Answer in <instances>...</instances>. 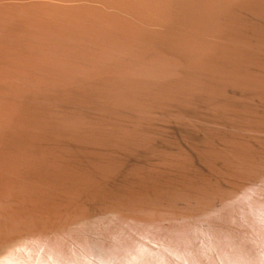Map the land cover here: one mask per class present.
Returning a JSON list of instances; mask_svg holds the SVG:
<instances>
[{"label":"bare ground","instance_id":"bare-ground-1","mask_svg":"<svg viewBox=\"0 0 264 264\" xmlns=\"http://www.w3.org/2000/svg\"><path fill=\"white\" fill-rule=\"evenodd\" d=\"M237 129L264 139V0H0L7 264H264Z\"/></svg>","mask_w":264,"mask_h":264},{"label":"rangeland","instance_id":"rangeland-1","mask_svg":"<svg viewBox=\"0 0 264 264\" xmlns=\"http://www.w3.org/2000/svg\"><path fill=\"white\" fill-rule=\"evenodd\" d=\"M238 130H239V129H237L236 132H237V133L239 132L238 134H240V132L243 133V134H240V136H241L242 138L244 137L243 139L246 138L245 140H243L244 142L242 141V143H245L246 141L252 143L251 141H254L255 139H256L255 141L258 142V139H259V142H260V143H259V142L257 143V144L259 145V147L264 146V142L262 141V140H264V139H262V138L260 139L259 137H258V138H254V137L252 136V134H257L256 132L251 131V132H253V133H251V135H250V133L248 132L249 130H246V129H242V130H239V131H238ZM243 130H245V131H243ZM246 131H247V132H246ZM245 132H246V134H248V135H246ZM234 135H235V136H238L237 134H234ZM242 135H243V136H242ZM244 135H245V136H244ZM249 135H250V137H249ZM259 135H260V134H259ZM261 135H262V134H261ZM246 136H247V137H246ZM251 136H252L253 138H252ZM242 138H239L240 141L242 140ZM249 138H250V139H249ZM263 138H264V137H263ZM248 139H249V140H248ZM253 139H254V140H253ZM250 140H251V141H250ZM255 141H254V142H255ZM218 142H219V141H217V144H218ZM248 142H246V143H248ZM262 142H263V143H262ZM250 143H249V144H250ZM252 144H253V143H252ZM260 144H262V145H260ZM218 145H219V144H218ZM260 150L263 151V150H264V147H263V148L261 147ZM263 152H264V151H263ZM125 157H126V156H125ZM125 157H124V158H125ZM131 163H133V162H131ZM196 166H197V165H196ZM199 167H200V166H199ZM101 195H102V194H101ZM85 196H86V195H85ZM98 198H99V199H98ZM98 198H96V199H97V200H101V199L104 198V197H102V198H101V197H98ZM92 199H93V198H92ZM92 199H91V198H90V199L87 198V199L85 200V202H88V203H84V202L81 201L82 204H83V206L81 205V206L83 207V209H82V207H80V210H81V211L84 210V212L87 210L86 212H87V213H90V212L88 211V209L91 207V208H92L91 210L94 211V208H93V206H92L94 203L92 202ZM96 199H95V200L93 199L94 202L96 201ZM88 200H91V202H89ZM86 204H88V205L90 204V205L88 206V205H86ZM84 205L88 206V207H87L88 209H87L86 206H84ZM99 209H100V208H99ZM100 210H101V209H100ZM91 220H92V219H91ZM99 235H101V234H99ZM100 254H101V253H100ZM101 255H102V254H101ZM98 260H99V261H98ZM98 260L95 261V264H105V263H104V256H103V258H101V260H100V259H98Z\"/></svg>","mask_w":264,"mask_h":264},{"label":"water","instance_id":"water-1","mask_svg":"<svg viewBox=\"0 0 264 264\" xmlns=\"http://www.w3.org/2000/svg\"><path fill=\"white\" fill-rule=\"evenodd\" d=\"M225 62H227V61H225ZM227 66H228V69H230V70L232 69V66H231L229 63H227ZM232 73H233V75H234V74H235V71L233 70ZM235 76H236V75H235ZM236 77H237V76H236Z\"/></svg>","mask_w":264,"mask_h":264},{"label":"snow or ice","instance_id":"snow-or-ice-1","mask_svg":"<svg viewBox=\"0 0 264 264\" xmlns=\"http://www.w3.org/2000/svg\"><path fill=\"white\" fill-rule=\"evenodd\" d=\"M0 264H7V261H5L3 258H0Z\"/></svg>","mask_w":264,"mask_h":264}]
</instances>
